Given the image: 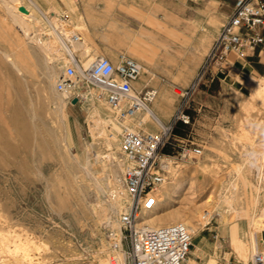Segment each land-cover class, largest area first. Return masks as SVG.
I'll return each mask as SVG.
<instances>
[{"label":"rangeland","instance_id":"obj_1","mask_svg":"<svg viewBox=\"0 0 264 264\" xmlns=\"http://www.w3.org/2000/svg\"><path fill=\"white\" fill-rule=\"evenodd\" d=\"M84 1L85 4L100 6L104 13L109 14L117 8L119 14H124L128 0ZM35 2L46 11L68 10L73 23L81 31L84 45L90 48L87 57L81 58L83 64L91 56L107 55L117 60L121 53H126L142 61L151 73H157L150 74L147 79L153 78L159 95L168 100V106L162 111L173 118L182 108L191 117V122L181 127L184 140L175 141V152L182 145L202 149L200 155L187 158L178 154L175 162L172 160L166 181L159 188L161 199L158 205L161 210L167 206L172 210L170 214L189 212L199 207L198 218L202 223L205 219L200 212L206 211L205 208L212 209L210 222L200 224L199 236H193L189 257L193 256L192 251L196 250L198 243L204 253L194 257L200 264H204L211 255L216 258V264L246 263L233 252L229 231L235 225L247 227L250 215L246 217L233 211L223 218L215 210V203L208 205L205 201L211 196L217 202L222 195L231 197L235 207L240 209L238 211L249 205L256 210V218L264 214V104L253 95L256 83L264 81V68L260 67L259 73L245 72L238 78L224 77L216 69L213 73L208 70L195 89L183 94L192 85L187 80L182 82L187 76L171 80L154 65L163 62V58L170 54L184 60V69L199 65L209 53L208 36L213 31V22L208 27L198 23L192 38L186 36L184 43L172 46L161 40L169 39L168 29H159L161 36L156 42H150L149 37L141 41L139 37L142 38L144 32L141 28L125 27V22L117 19L101 17L98 18L100 27H89L77 0ZM6 9L0 0V125L8 119L15 106L19 107L24 102L29 105L32 99L34 107H40L42 111L39 113L41 117H28L31 124H37L28 146H24L21 137L13 135L15 132L10 126L0 133V264H109L110 243L106 233L111 227L110 221L118 226L120 212L113 213L109 221L93 213L92 206L103 205L110 201L109 198H114L113 169L122 159L119 133L111 147L107 144L106 134L96 129L92 108L94 103L100 102L98 97L88 99L86 96L84 101L76 104L72 101L58 103V94L44 87L39 63L41 51L26 42L25 35L17 29ZM33 9L39 19L35 6ZM27 20L33 24L29 17ZM219 29L217 26L216 32ZM6 53L18 60L16 62L25 71L23 75L16 72L14 64L4 56ZM230 58L234 59L235 55ZM56 68L57 79L61 64L58 63ZM166 82L170 84L167 96L158 86ZM101 102L112 119L111 111L104 101ZM157 114L164 121L162 112ZM111 127L106 123L107 135L112 133ZM111 148L116 159L109 155ZM86 163L89 167L85 168L90 174L83 167ZM257 166H263L261 174ZM118 171L121 173V169ZM242 176L248 177L246 188ZM95 178H105L106 192L97 190ZM235 185L238 186L236 190L233 188ZM179 188L181 190L176 196L167 197L166 190L173 194ZM98 213L101 214L100 209ZM166 217L169 219V215ZM255 236L259 241L261 234L258 229H255Z\"/></svg>","mask_w":264,"mask_h":264},{"label":"built area","instance_id":"obj_2","mask_svg":"<svg viewBox=\"0 0 264 264\" xmlns=\"http://www.w3.org/2000/svg\"><path fill=\"white\" fill-rule=\"evenodd\" d=\"M40 18L32 20L31 36L34 41L54 45L53 56L61 64L57 77V90L71 103L90 97L105 102L112 114V121L121 128L119 133L122 153V170L119 188L129 197V203L120 213L118 226L107 230L110 243L109 264H185L193 245V235L184 222L177 221L160 226H150L144 216L152 213L160 202V186L166 181V161L176 155H200L199 146H180L184 138L173 134L178 121L191 122L182 108L165 123L151 108L159 95L154 86H140L143 65L135 58L121 53L117 60L107 55H97L85 66L75 49L83 41L80 29L73 23L68 11H46L36 8ZM264 52V0H236L234 11L218 34L206 63L192 82L195 89L206 71L227 72L224 63L245 60L253 52ZM149 111L146 122L140 114ZM153 127H156L154 129ZM117 133V134H118ZM112 135V133H110ZM170 146L172 153L162 149ZM177 153V154H176ZM175 162V161H174ZM113 189L112 196H116ZM212 214H209L211 220ZM208 221V223L210 222ZM207 223V224H208ZM258 250L246 263L264 264V247L259 238ZM262 247V249L260 248Z\"/></svg>","mask_w":264,"mask_h":264},{"label":"bare ground","instance_id":"obj_3","mask_svg":"<svg viewBox=\"0 0 264 264\" xmlns=\"http://www.w3.org/2000/svg\"><path fill=\"white\" fill-rule=\"evenodd\" d=\"M28 1L29 2L27 3L25 0H2V2L5 3V6H7L6 10H8V13L11 16V19L13 20V22L18 27L17 29L20 30L25 35V39H27L26 42L30 46H32L34 48H37V49H39L41 51L42 56L39 57V60H40L39 63L41 65L42 75L44 76V87H48V88H50V91H52V93L58 94L57 98H59V102H58V99H57V102L59 104L67 103L68 102L67 97L64 94L60 93L57 90V87H56V81H57V79H56V74H57L56 65L58 64V62H57L56 58H54V56H53L54 45H51V44H49L47 42H44V41H34V39L31 36L32 25L27 20V17H29L30 19L34 18L35 14H34L33 7L35 6V8H37L38 4H37V2H35V0H28ZM21 6H24L27 9V12L20 11L19 8ZM15 43H17V42H15ZM75 49H76V51L78 52V54H79V56L81 58L82 57H87V55L90 52L89 46L84 45V40L82 42H79L75 46ZM30 53H32V52H30ZM4 56L6 57L7 60L12 62V64H14V66L16 67V70H17L16 72L18 74L23 75L25 73L24 69L16 62L18 60L15 61L11 57V55L8 54V53H6ZM93 59H94V56H91L88 60H86V63L84 65L85 66L89 65L90 62ZM25 61L27 62V60H25ZM20 64L22 65V63H20ZM40 81H41V79H40ZM8 93H9V91H8ZM253 95L255 97H257L261 101V103L263 102V104H264V81L262 83H260V82L258 84L256 83V85H255V87L253 89ZM85 96H87L88 99H90V98L92 99V97H90L88 94H85ZM30 99H32V98H30ZM19 100H20V98H19ZM101 101L102 100H100V102L97 103V104L94 103L93 104L94 108H92L93 109L92 112L95 114V116H93L95 118V126H96V129H99L100 133L106 134L107 144L109 146L113 147V141L116 140V136H117L116 134L118 132H120L121 128H120V126L118 124H116L115 122H112V119L110 118V114H108V112L106 111V109L104 107V104H102ZM10 104H8V105H10ZM154 104H160V108L164 109L165 107L168 106V100H166V98H163L162 95L160 94L156 98ZM6 108L7 107H5V109ZM151 110L154 113L157 114V112H156V110H155V108L153 106H152ZM41 111H42V108L39 107L38 109H36L34 107L33 99L30 100V104L29 105L27 103L25 104V102H24L19 107L15 106L12 109V112H11L10 116L8 117V119L3 120V123L1 122L2 125H0V133H4L5 132V127L6 126H10L13 129V131L15 132V134H13V135H17V136L21 137L24 146H28L29 139L31 138L32 134L36 131L34 125H37V124H31L30 121L28 120V117H30L32 119H34L36 117H41L40 114H39ZM140 116L146 122H148L151 119V115H150L149 111L142 112L140 114ZM157 116H158V114H157ZM39 119H41V118H39ZM43 121L44 120H42V122ZM109 121H110V123H108ZM32 122L35 123L34 121H32ZM106 123L112 125V127H111L112 135L110 133L107 135V133H106V129H107L106 128ZM153 128L156 129V127H153ZM38 129H39V127H38ZM35 140H36V138H35ZM11 148H13V147H11ZM111 149H112V152H110L109 155H110L111 158L116 159L117 156H116L113 148H111ZM97 155H100V154H97ZM87 159H90V158H87ZM88 163H90V162H88ZM166 163H167V168L170 169L172 167V163H173L172 159H168L166 161ZM91 166H92V164H91ZM122 166L123 165H122V159H121V160L118 161L117 166L114 167V169H113L114 170L113 171L114 172V176H113L114 180H111V183L114 182V186H112V187H113V189L114 188L116 189V193H117L116 196L114 198H109L107 196L110 199V201L108 203H105V204L103 203V205L99 204V205H93L92 206V212L93 213H95L98 217L108 218L109 221H110V219L113 218V216H112L113 213H119V212L121 213L126 208L127 204L129 203L128 195L124 192V190L118 189L119 188V177H120V174H121V173H119L118 170L119 169L122 170ZM83 167L85 168V167H89V166H87V163H86V166H83ZM262 167L261 166H257V170H258L259 174L262 173ZM85 169L88 171V168H85ZM88 172H89V174L91 173L90 171H88ZM95 175H94V177H95ZM101 177H103V176H101ZM241 178H242L243 186L246 188L247 184L249 183L248 177L247 176H242ZM95 185H96V188H97L98 191H104V192L107 191L105 178H97ZM81 188L83 189L82 186H81ZM233 188H235V190H236V189H238V186L235 185ZM231 189H232V187H231ZM180 190H181V188H179L175 192H172L173 194H171L168 190H166L165 192L168 193L167 197H170V196H176L177 193ZM110 191H112V190H110ZM165 192H164V194H165ZM237 192H238V190H237ZM63 194H64V192H63ZM231 196H232V194H231ZM256 200L257 199L255 198V201ZM205 202L208 205H211V204L215 203V210L217 211L218 215L223 217V218L226 217L227 214H229V212L233 213V211H234L235 214L237 212L238 213L240 212L241 215L246 216V217L250 215L247 227H240L238 225H235V226L231 227V229L229 231L230 232V236H231V244H232V248H233L232 250H233V252H235L237 254V256H238V258L240 260H242L244 262H248L250 260L251 256L253 255V253L258 250V243L259 242H258V240H257V238L255 236V229H258L260 231V234H261L260 239L262 240V244H263V247H264V222H263L264 221V214H261L260 217L256 218V214H254L256 212V210L252 209L249 205H248V207L243 208L241 211H238L240 209H237L236 208L237 206L235 207L232 198L231 197L230 198L229 197H224L222 195H220V199L217 202H214L213 198L211 196ZM167 203H168V200H167V202H164L165 205ZM251 204H252V202H251ZM97 207H99V208H97ZM99 209L101 211V214L98 213ZM203 210L200 212L201 213V217L203 216L204 219H205V222L203 221V223L200 222V220L198 218V213L200 211L199 207L194 208L193 210H191L189 212L178 211L176 214L174 213L175 214L174 215L173 213L170 214L172 210H169L167 208V206H166V208H163L161 210L160 206L158 205L152 213H150L148 215H145L144 218H145V221L150 224V226H160V225L170 224L172 222H177V221L184 222L189 227L192 235L198 237L200 229H201L200 224L202 225V224L208 223V221L210 220V217H208V215L211 214V210L212 209L210 210V209H206L205 208L206 211H203ZM109 214H110V216H109ZM166 215H169V219L171 218V220H169L166 217ZM240 217H242V216H240ZM231 218H232V216H231ZM116 222H117V220H116ZM110 225H111V227L116 228V223L115 222L110 221ZM15 235H14V238H16ZM0 237H2V236H0ZM196 245H197L196 246V250L192 251L193 256L188 257L187 261L185 262V264H200L198 261H196L194 256H196L197 254H202L204 252H203L200 244L197 243ZM25 253H26V251H25ZM105 260H107V259L105 258ZM31 261H32V259H31ZM31 261H29V263ZM25 262H27V261H25ZM122 264H125V262L123 261ZM204 264H216V258L213 255H211L210 257L205 259Z\"/></svg>","mask_w":264,"mask_h":264},{"label":"crops","instance_id":"obj_4","mask_svg":"<svg viewBox=\"0 0 264 264\" xmlns=\"http://www.w3.org/2000/svg\"><path fill=\"white\" fill-rule=\"evenodd\" d=\"M77 1L84 21L89 27H100L101 24L98 23V18L101 17L110 20L117 19L124 21L125 27L131 29L141 28L144 32L141 35L142 38L139 37V39L142 41L144 37H149L150 42L158 41L159 36H161L158 33L159 29H168L169 39L161 40L167 41L172 46L184 43L186 36L192 38L191 34H196L198 23L208 27L210 22H213L214 25L211 26L213 31L208 36L210 37L209 53L218 34L233 13L236 3V0H128L123 11L124 14H119L117 8L111 11L112 14H110L111 12L108 14L104 13L100 6L85 4L84 0ZM60 6L64 8L61 3ZM64 10L68 11L67 9ZM216 23L220 28L218 32H216ZM163 37L164 35H162ZM192 42H195L194 39ZM175 48L180 51L178 46H175ZM209 53L199 65L195 64L188 69L183 68L184 60L180 56L173 54L164 57L163 62L161 61L162 63L156 62L154 66L158 67L162 74L168 76L171 80H177L178 76H187L188 78L182 79V82L190 81L192 83L202 66L206 63ZM229 60V62L224 63L228 68L227 72H222L224 77L238 78L244 76L245 72L259 73L258 69L260 67L264 68V52H253L245 60H233L229 56ZM140 62L143 64L145 71L139 78V85L142 87L156 85L153 78H147L150 74L156 75L157 73H151L148 67L142 61ZM169 85V82L158 84L160 91L165 96L168 95ZM152 106L157 112H162L165 122L171 119L172 115L163 112L160 104L153 103Z\"/></svg>","mask_w":264,"mask_h":264},{"label":"trees","instance_id":"obj_5","mask_svg":"<svg viewBox=\"0 0 264 264\" xmlns=\"http://www.w3.org/2000/svg\"><path fill=\"white\" fill-rule=\"evenodd\" d=\"M186 126H187V124H184L182 121H180V122L178 121L175 124V126H174L173 134L178 135V136H184L183 133H182V131H181V127H186ZM162 151L164 153H172L173 152L170 146L164 147L162 149Z\"/></svg>","mask_w":264,"mask_h":264},{"label":"water","instance_id":"obj_6","mask_svg":"<svg viewBox=\"0 0 264 264\" xmlns=\"http://www.w3.org/2000/svg\"><path fill=\"white\" fill-rule=\"evenodd\" d=\"M19 9H20V11H22V12H27V9H26L24 6H21ZM72 103H73V104L78 103V99H77V98H74V99L72 100Z\"/></svg>","mask_w":264,"mask_h":264}]
</instances>
